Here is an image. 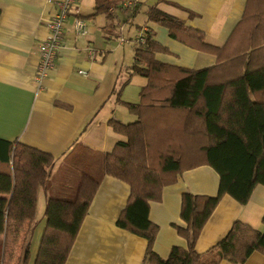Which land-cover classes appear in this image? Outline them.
<instances>
[{"label":"crops","instance_id":"1","mask_svg":"<svg viewBox=\"0 0 264 264\" xmlns=\"http://www.w3.org/2000/svg\"><path fill=\"white\" fill-rule=\"evenodd\" d=\"M55 1L0 0V139L54 159L45 186L37 189L35 220L26 228L24 239L22 235L13 264L19 263L25 241L29 242V264H33L45 226L46 200L73 198L81 179L77 167L95 172L91 160L110 152L123 139L108 121L126 124L136 119L121 101L137 102L147 81L129 70L139 31L150 28L166 47L155 54L157 60L191 69L215 65L212 78L221 80L223 69L216 67L213 53L170 37L165 26L147 20V9L168 13L202 31L205 42L221 46L240 21L247 0H109L105 11H96V0H75L68 8L55 65L38 89L34 81L37 45L46 35L47 20L56 13ZM128 1L134 6L127 7ZM75 17L86 21L85 35L72 31ZM198 158L189 157L188 166L162 187L160 198L148 202V219L157 226L152 249L160 257H167L172 246H186L176 229L185 225L180 217L182 194H217V172ZM129 190L120 179L100 176L64 264H149L144 261L146 239L116 224ZM0 197L8 194L0 193ZM263 216V184L254 185L244 204L224 194L202 226L194 248L198 253L207 251L235 220L263 231ZM241 264H264V254L254 250Z\"/></svg>","mask_w":264,"mask_h":264},{"label":"trees","instance_id":"2","mask_svg":"<svg viewBox=\"0 0 264 264\" xmlns=\"http://www.w3.org/2000/svg\"><path fill=\"white\" fill-rule=\"evenodd\" d=\"M108 1L96 0V11H105ZM146 16L165 26L170 37L213 53L216 67L223 69L221 80L212 78L215 65L191 69L157 60L155 54L167 49L145 29L144 42H135L129 70L147 81L137 102L121 101L136 119L126 124L110 119L112 130L123 139L91 160L95 172L77 167L81 179L73 198L46 200L33 264H64L102 174L129 185L116 224L146 239L144 261L149 264H241L254 250L264 254V230L238 220L207 251L194 248L222 195L244 204L255 184L264 185V0L246 1L240 21L221 46L205 42L202 31L157 8L149 7ZM193 155L217 172L218 191L215 196L182 194L185 225L176 229L186 246H172L163 258L152 249L157 226L148 219V202L160 198L162 187ZM53 162L49 154L0 139V193L8 194L0 197V264H13L18 243L35 220L37 189L45 186ZM29 259L25 241L18 264H29Z\"/></svg>","mask_w":264,"mask_h":264},{"label":"built area","instance_id":"3","mask_svg":"<svg viewBox=\"0 0 264 264\" xmlns=\"http://www.w3.org/2000/svg\"><path fill=\"white\" fill-rule=\"evenodd\" d=\"M75 0H57L56 13L51 16L47 22V32L45 37L37 45L38 64L34 74V81L38 89L43 85V80L46 78L48 71L55 65L56 52L59 49L62 39V30L67 20L69 6ZM126 6L131 8L134 6L133 1L126 2ZM72 31L77 35H85L87 33V24L81 17H75L71 23ZM136 43L144 42V31H139L134 38ZM78 72L84 74L85 71Z\"/></svg>","mask_w":264,"mask_h":264},{"label":"rangeland","instance_id":"4","mask_svg":"<svg viewBox=\"0 0 264 264\" xmlns=\"http://www.w3.org/2000/svg\"><path fill=\"white\" fill-rule=\"evenodd\" d=\"M39 217H40V215H39V214H37V215H36V218L38 219Z\"/></svg>","mask_w":264,"mask_h":264}]
</instances>
